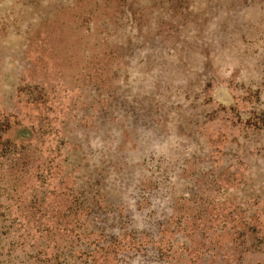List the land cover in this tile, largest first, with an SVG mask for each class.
Wrapping results in <instances>:
<instances>
[{"label":"rangeland","instance_id":"374dc122","mask_svg":"<svg viewBox=\"0 0 264 264\" xmlns=\"http://www.w3.org/2000/svg\"><path fill=\"white\" fill-rule=\"evenodd\" d=\"M0 264H264V0H0Z\"/></svg>","mask_w":264,"mask_h":264}]
</instances>
